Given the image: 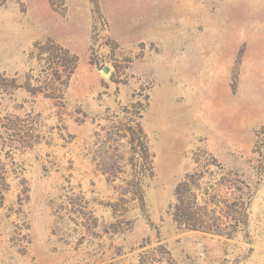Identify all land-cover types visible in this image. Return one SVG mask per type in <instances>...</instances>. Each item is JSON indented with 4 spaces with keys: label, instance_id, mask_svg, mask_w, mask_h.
<instances>
[{
    "label": "rangeland",
    "instance_id": "374dc122",
    "mask_svg": "<svg viewBox=\"0 0 264 264\" xmlns=\"http://www.w3.org/2000/svg\"><path fill=\"white\" fill-rule=\"evenodd\" d=\"M0 264H264V0H0Z\"/></svg>",
    "mask_w": 264,
    "mask_h": 264
},
{
    "label": "trees",
    "instance_id": "16d2710c",
    "mask_svg": "<svg viewBox=\"0 0 264 264\" xmlns=\"http://www.w3.org/2000/svg\"><path fill=\"white\" fill-rule=\"evenodd\" d=\"M190 178L191 175L189 174L186 175V179L179 182L178 185L176 186V190H175L176 203L174 204L175 210L173 212L174 220H176L180 225H183L184 228L187 229L231 236L232 230L229 232H224V230H220L214 226L217 218L214 217L213 215L210 216L204 213V211H202L203 207H198L196 208V210L192 209V205L196 203L195 199L197 197L196 194L190 193V189L188 188L191 184L189 180ZM214 197L215 196L212 197L213 201L215 199ZM239 207L241 208L239 210L244 209L242 203ZM212 210L215 209L213 208ZM229 215H230L229 213H226L225 216H229ZM233 219L237 220V217H234Z\"/></svg>",
    "mask_w": 264,
    "mask_h": 264
},
{
    "label": "water",
    "instance_id": "95a60500",
    "mask_svg": "<svg viewBox=\"0 0 264 264\" xmlns=\"http://www.w3.org/2000/svg\"><path fill=\"white\" fill-rule=\"evenodd\" d=\"M104 71L106 72L107 71V68H104Z\"/></svg>",
    "mask_w": 264,
    "mask_h": 264
}]
</instances>
